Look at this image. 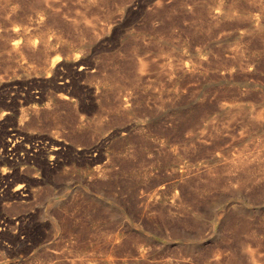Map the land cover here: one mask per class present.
<instances>
[{
  "label": "rangeland",
  "instance_id": "rangeland-1",
  "mask_svg": "<svg viewBox=\"0 0 264 264\" xmlns=\"http://www.w3.org/2000/svg\"><path fill=\"white\" fill-rule=\"evenodd\" d=\"M0 264H264V0H0Z\"/></svg>",
  "mask_w": 264,
  "mask_h": 264
},
{
  "label": "bare ground",
  "instance_id": "bare-ground-1",
  "mask_svg": "<svg viewBox=\"0 0 264 264\" xmlns=\"http://www.w3.org/2000/svg\"><path fill=\"white\" fill-rule=\"evenodd\" d=\"M58 149H60V147L59 146H56L55 148H54V153H55V151H57ZM51 154V153H50ZM53 155V154H52ZM28 192V191H27ZM24 194V193H23ZM25 196L27 195V194H24Z\"/></svg>",
  "mask_w": 264,
  "mask_h": 264
}]
</instances>
